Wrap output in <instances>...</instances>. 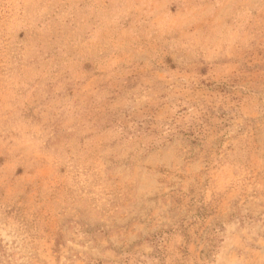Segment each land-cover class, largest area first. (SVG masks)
Listing matches in <instances>:
<instances>
[{
    "label": "rangeland",
    "instance_id": "obj_1",
    "mask_svg": "<svg viewBox=\"0 0 264 264\" xmlns=\"http://www.w3.org/2000/svg\"><path fill=\"white\" fill-rule=\"evenodd\" d=\"M0 264H264V0H0Z\"/></svg>",
    "mask_w": 264,
    "mask_h": 264
}]
</instances>
